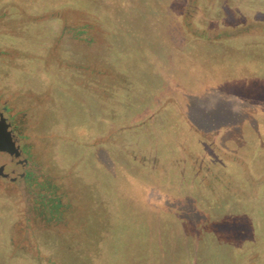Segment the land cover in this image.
<instances>
[{
    "label": "rangeland",
    "instance_id": "374dc122",
    "mask_svg": "<svg viewBox=\"0 0 264 264\" xmlns=\"http://www.w3.org/2000/svg\"><path fill=\"white\" fill-rule=\"evenodd\" d=\"M2 79L29 146L0 264H264V0H0Z\"/></svg>",
    "mask_w": 264,
    "mask_h": 264
},
{
    "label": "flooded vegetation",
    "instance_id": "af4514ba",
    "mask_svg": "<svg viewBox=\"0 0 264 264\" xmlns=\"http://www.w3.org/2000/svg\"><path fill=\"white\" fill-rule=\"evenodd\" d=\"M18 72H20V71H18ZM12 79H14V82H16L15 75L13 76ZM8 81H5V79H2L3 83L6 82L5 86L3 85L2 89L6 94H8V96H6L5 93H3L1 95L2 98H4V100L0 104V134L2 132H5L6 134H8V138H10V139L14 138L15 139L14 142H16V145L18 147L17 149L20 152L19 157L20 156L24 157V162H26V159L28 156L27 148L29 145L26 141V135H25L24 131L26 129L25 117L29 113V108H23V109L16 110L14 106L9 105ZM16 83L23 85L24 80H23V83L22 82H16ZM41 92H43V91H41ZM41 92L37 93V95L41 94V98L37 97L38 100L37 99L35 100V102L37 103V104L35 103V105H36L35 107H37V108L43 107L42 109L47 110L48 113H50L52 115V116H50L51 118L52 117L58 118V121H59L58 126H56L55 128L52 127L50 133L55 134V140L59 139L58 143L56 144L57 150H56L55 155H56V158L60 162L64 163L66 161L65 160V154L67 155L66 156L67 160L70 159V156L74 154L72 152V150H69V149H72V147H73L72 145L74 144L72 142L73 140H71V138L69 136L70 121L68 120L67 117L65 119H63V116L65 115V112H66L65 107H67V105L70 102V96L69 95L67 96V94L64 95L63 91L59 92L57 89H54V83L51 81L49 82L48 89L44 90L45 93L43 96H42L43 93H41ZM32 118H33V116H32ZM51 118H49V119H51ZM57 133H60V138L56 137ZM62 145L64 147H66L65 150L60 149V146L62 147ZM69 145H71V146H69ZM68 164H73V163L67 162L65 165H68ZM25 174L27 175V172L24 173V176H25ZM34 182H35V180H34ZM46 204L48 205V207H50L51 210L54 211V210L58 209L59 203H58V201H55V202L50 201V202H46ZM43 206H45V205H43Z\"/></svg>",
    "mask_w": 264,
    "mask_h": 264
},
{
    "label": "water",
    "instance_id": "95a60500",
    "mask_svg": "<svg viewBox=\"0 0 264 264\" xmlns=\"http://www.w3.org/2000/svg\"><path fill=\"white\" fill-rule=\"evenodd\" d=\"M14 141L15 139L8 138L5 132L0 134V175L11 179L17 175L23 176L25 173L23 170L24 157H19L20 152Z\"/></svg>",
    "mask_w": 264,
    "mask_h": 264
}]
</instances>
